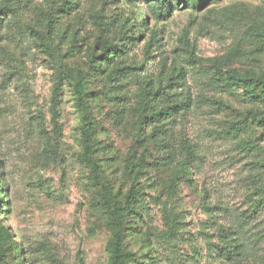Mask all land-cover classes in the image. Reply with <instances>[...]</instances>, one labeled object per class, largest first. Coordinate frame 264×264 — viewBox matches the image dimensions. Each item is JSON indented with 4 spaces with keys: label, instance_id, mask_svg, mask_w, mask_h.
I'll return each instance as SVG.
<instances>
[{
    "label": "rangeland",
    "instance_id": "1",
    "mask_svg": "<svg viewBox=\"0 0 264 264\" xmlns=\"http://www.w3.org/2000/svg\"><path fill=\"white\" fill-rule=\"evenodd\" d=\"M71 1L68 13L60 0L0 12V223L19 248L0 264H108L100 192L123 202L132 170L143 198L124 238L132 264H264V103L227 80L264 79V0H171L164 12ZM105 42L118 47L111 62ZM79 71L98 181L84 160ZM170 83L180 106L166 139L138 132L137 97ZM186 158L192 175L173 184Z\"/></svg>",
    "mask_w": 264,
    "mask_h": 264
},
{
    "label": "trees",
    "instance_id": "2",
    "mask_svg": "<svg viewBox=\"0 0 264 264\" xmlns=\"http://www.w3.org/2000/svg\"><path fill=\"white\" fill-rule=\"evenodd\" d=\"M12 0L6 1V6ZM148 3H155L160 11H167L170 7L171 0H146ZM184 5H190L191 2H199V0H178ZM207 1V0H206ZM5 3V2H4ZM0 5V12L2 8H5V4ZM61 10L65 13L71 12L75 9V3L71 0H60ZM146 11L142 9V17L144 23L146 22ZM132 26L129 31L131 32ZM256 36L264 40V25L257 29H254ZM133 35V34H132ZM131 38V37H130ZM118 47L111 42H105L103 45L102 58L106 62H111L115 56ZM123 69L114 68L111 71L110 78L118 76ZM173 74L169 77V80H173ZM72 88L76 96V106L82 117V134H83V148H84V160L91 167L93 178L95 181L99 180V176L102 173L100 165L97 163L93 156V136L95 134V125L92 121V113L88 104L87 97V85H86V73L79 71L77 75H72ZM227 80L230 85L241 87L245 90L247 97L255 100L257 103H264V79L249 76H239L236 74H229ZM173 83L160 87L153 91H143L137 97V120L135 121V128L138 132H145L146 129L150 130V135L153 138L163 137L166 139L167 132L165 124H169L173 117L176 116L180 101L177 100V94ZM126 98V97H124ZM123 100V99H122ZM128 100V97L124 100ZM56 113V109H55ZM52 145V143H49ZM134 175L132 178V184L127 191L123 202H119L113 193L109 189H102L100 192V201L102 204L105 219L111 230V237L106 246L108 253V264H132L134 261V255L132 252L125 250L124 238L125 233L128 230V225L131 219L140 218L143 215V198L142 191L139 185V178L136 177L135 172L129 171ZM192 175L191 167L189 166L188 158L179 164L177 174L174 176L173 184L179 182L182 177ZM2 190V186H0ZM227 241L225 245H227ZM13 243L10 241V235L8 230L1 226L0 223V258L6 257L8 251L11 252V256L16 258L18 256L19 248L17 252L12 254Z\"/></svg>",
    "mask_w": 264,
    "mask_h": 264
}]
</instances>
